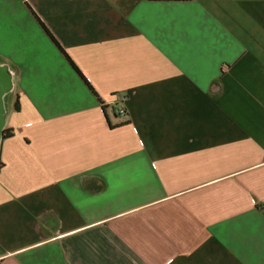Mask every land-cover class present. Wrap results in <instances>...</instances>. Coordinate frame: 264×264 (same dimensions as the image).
<instances>
[{"label": "crops", "instance_id": "obj_1", "mask_svg": "<svg viewBox=\"0 0 264 264\" xmlns=\"http://www.w3.org/2000/svg\"><path fill=\"white\" fill-rule=\"evenodd\" d=\"M0 64V264H264V0H0Z\"/></svg>", "mask_w": 264, "mask_h": 264}, {"label": "water", "instance_id": "obj_2", "mask_svg": "<svg viewBox=\"0 0 264 264\" xmlns=\"http://www.w3.org/2000/svg\"><path fill=\"white\" fill-rule=\"evenodd\" d=\"M13 88V77L6 65L0 64V142L6 126L4 96Z\"/></svg>", "mask_w": 264, "mask_h": 264}, {"label": "trees", "instance_id": "obj_3", "mask_svg": "<svg viewBox=\"0 0 264 264\" xmlns=\"http://www.w3.org/2000/svg\"><path fill=\"white\" fill-rule=\"evenodd\" d=\"M42 22V21H41ZM42 24L44 25V23L42 22ZM44 27L46 28V30L48 31V33L53 37L54 41L57 43V45L63 50V48L61 47V45L59 44V42L54 38V36L52 35V33L47 29V27L44 25ZM64 51V50H63ZM66 54V53H65ZM66 56L69 58V60L72 62V64L74 65V67L76 68V70H78V72H80L79 68L74 64V62L70 59V57L66 54ZM80 74L82 75V73L80 72ZM83 76V75H82ZM18 103V102H17ZM16 103V110H19V107L17 106ZM14 135V129L12 128H6L4 129V133H3V137L4 138H8ZM3 163L0 162V169L2 167Z\"/></svg>", "mask_w": 264, "mask_h": 264}, {"label": "built area", "instance_id": "obj_4", "mask_svg": "<svg viewBox=\"0 0 264 264\" xmlns=\"http://www.w3.org/2000/svg\"><path fill=\"white\" fill-rule=\"evenodd\" d=\"M113 111L118 116H127L128 115V110H127L126 106L123 104H120V105L114 104Z\"/></svg>", "mask_w": 264, "mask_h": 264}, {"label": "rangeland", "instance_id": "obj_5", "mask_svg": "<svg viewBox=\"0 0 264 264\" xmlns=\"http://www.w3.org/2000/svg\"><path fill=\"white\" fill-rule=\"evenodd\" d=\"M15 100H16L15 94L12 93L6 94V98H4V102H6V105L9 110L14 109Z\"/></svg>", "mask_w": 264, "mask_h": 264}]
</instances>
